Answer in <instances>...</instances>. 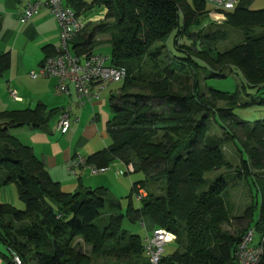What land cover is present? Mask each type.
<instances>
[{"label": "trees", "instance_id": "16d2710c", "mask_svg": "<svg viewBox=\"0 0 264 264\" xmlns=\"http://www.w3.org/2000/svg\"><path fill=\"white\" fill-rule=\"evenodd\" d=\"M249 1L240 0L226 11L220 25L206 26L203 16L211 6L204 0L91 2L104 5L105 16L91 30L85 24L71 41V51L78 56L92 53L95 31H109V64L125 66L127 72L118 92L108 99L110 142L87 155L85 162L108 168L119 161L124 173L140 171L145 176L132 182L124 213L120 200L104 186L79 184L74 192L64 191L32 147L12 134L21 126L46 127L58 110L41 103L0 110V187L14 184L23 203L19 208L0 202V242L6 249L0 257L5 264H17L15 256L21 264H151L145 238L122 228L124 217L142 221L147 216L153 230L175 235L176 248L162 253L156 264H229L249 229L259 232L264 250V119L251 124L236 119L239 89L199 90L203 68L216 70L213 75L235 68L243 89L264 88V8L251 9ZM65 3L81 18L89 8L84 0ZM208 25L215 26L208 30ZM230 31L237 32L239 40L218 50L216 44L227 40ZM183 36L193 37L190 44L180 41ZM170 38L178 53L169 49L172 54L166 60L162 49ZM43 50L44 59L56 54L48 46ZM10 63V53L1 52L0 75ZM210 119L219 124L220 133L210 131ZM231 128L241 130L242 138ZM226 145L236 147L238 166L226 158ZM223 167L227 171L205 180L206 172ZM248 178H253L255 197L237 216L246 218V225L232 233L225 228L236 218L230 190ZM152 181L160 195L152 191ZM139 188L146 195L134 205ZM105 206L109 211L103 215ZM77 239L89 246L88 252ZM100 258L105 261L100 263ZM259 264H264V253Z\"/></svg>", "mask_w": 264, "mask_h": 264}, {"label": "crops", "instance_id": "0c3cea01", "mask_svg": "<svg viewBox=\"0 0 264 264\" xmlns=\"http://www.w3.org/2000/svg\"><path fill=\"white\" fill-rule=\"evenodd\" d=\"M28 1L33 0L0 2V53L8 51L11 57L9 69L0 75V110L34 108L40 103L47 109L56 108L58 113L53 116L54 123L51 127L21 126L14 129V135L32 147L50 176L61 186L66 185L73 190H76L79 184L110 188L109 185L120 183L119 176L124 173L118 164L108 167L103 174L91 173L87 165L79 166L75 174L67 168L70 158L75 156L86 158L90 153L109 144V141H106V136L108 137L106 124L103 126L100 122L102 114L105 123L109 119L104 111V104H109V101L102 100L101 93L96 100H79L71 84L69 94H59L55 89L57 81L54 77L29 76V72L37 70L46 56L44 46L54 48L56 51L59 44V27L56 18L46 8H41L25 23H21L19 14ZM2 5L5 6V10H2ZM248 7L262 9L264 0H250ZM6 9L14 11L15 14L6 12ZM92 51L99 52L94 49ZM11 89L16 91L19 100L9 95ZM67 107L70 108V127L65 133H60L56 129L58 115ZM142 223L146 225L147 230L154 226L147 216L143 217ZM0 251L6 253L1 242ZM0 264H5L1 257Z\"/></svg>", "mask_w": 264, "mask_h": 264}, {"label": "built area", "instance_id": "2783aa9c", "mask_svg": "<svg viewBox=\"0 0 264 264\" xmlns=\"http://www.w3.org/2000/svg\"><path fill=\"white\" fill-rule=\"evenodd\" d=\"M211 6L209 14L213 21L222 23L225 20V12L234 9L240 0H204ZM41 8H46L57 20L59 27V44L56 54L43 59L37 70L29 72L32 78L54 77L57 81L56 92L69 94V84L72 85L75 95L79 100L92 101L99 98L101 91L107 83L120 82L126 76L125 66L109 64V55L100 52H92L86 56H78L71 51V41L83 30L86 22L79 17L75 10L65 3V0H33L25 4L19 14L21 23L38 13ZM9 95L19 100L16 91L9 90ZM69 107L62 109L58 115L56 129L65 133L70 127ZM81 165H87L91 173L97 174L106 171L107 168H99L86 164L85 158L75 156L68 160V170L75 174ZM146 192L139 188L135 198L140 200ZM175 235L164 229H154L151 235L144 239L145 255L151 264L160 261L165 244L173 242ZM254 241V230L249 229L237 244L234 258L229 264H259L264 253L263 246ZM17 264H21L17 256L14 257Z\"/></svg>", "mask_w": 264, "mask_h": 264}, {"label": "rangeland", "instance_id": "374dc122", "mask_svg": "<svg viewBox=\"0 0 264 264\" xmlns=\"http://www.w3.org/2000/svg\"><path fill=\"white\" fill-rule=\"evenodd\" d=\"M4 1V0H0ZM87 6L89 7L87 11L83 14L82 19L87 23H89L87 30H91L94 25H96L100 20H103L105 13H106V8L104 5H97V4H91L93 0H84ZM257 5V4H255ZM254 5V7H255ZM2 10H5V6L2 5ZM6 12H9L10 14L14 13V11L6 9ZM210 10L207 12L206 15L203 16L204 18V23L202 26H206L210 22L215 23L216 25H220V23H217L214 20V18L211 17L209 14ZM215 25H208L207 29H212ZM212 27V28H211ZM222 28V27H221ZM225 28V27H223ZM110 36L109 31H100L97 30L94 33V50H99L100 53L110 55V49L111 46L109 42L107 41ZM193 38V37H191ZM191 38H187L186 36H183L180 38V41L186 44H190ZM171 40H167L166 44L167 46L162 49V52H167V57H165L166 60L171 57V54L168 50L171 49L175 54L178 52L175 50L172 45V38ZM239 40V35L235 31H230V37L225 40V41H219L216 44V48L218 50H223L226 47H229L232 45V43H235ZM157 44H162V43H157ZM200 73V86L199 90L203 91L209 87L218 89L221 91H227V92H234L236 89H239L240 91V105L236 106L234 108V113L236 116V119L248 122L249 124L253 123V121L258 120V119H264V103H260V99L264 97V88L261 90H256L255 88H250V87H245L243 89L242 84H243V79L239 73V71L235 68L232 69H225L222 74L223 75H213L212 69L208 68H203L201 69ZM189 74V73H188ZM185 75V74H183ZM191 80V79H190ZM189 80V82H190ZM121 86V82H113V83H107L105 88L102 90L101 95H102V100L106 101V99H109V96L111 93H117L119 90V87ZM179 84L175 83L174 84V90L178 89ZM134 91V89L132 90ZM215 104L217 106H223L224 102H218L216 101ZM105 114L108 115V118L111 117V111L109 108V104L105 103ZM101 124L104 126L106 123L104 122V114H102V118L100 120ZM54 123V118H50L48 121L47 126L51 127ZM210 131L214 133H220V129L218 128V125L216 122L214 123L213 119H210ZM46 126V127H47ZM235 133L237 134L238 138H242L241 130L231 128ZM12 134L14 135V129L12 131ZM16 136V135H14ZM18 138V137H17ZM106 141L110 142V139L106 136ZM23 143V141H22ZM226 158L232 163V166H238L239 163V157H238V151L236 150L235 146H229L226 145L224 149ZM114 164H118L119 167L123 170L125 169V166L121 164L119 161L113 162L109 167H112ZM110 170H113V168H110ZM253 171H256V169H252ZM224 171H227L225 167L220 168L217 171H209L206 172L204 175L205 180L208 182L211 179H213L216 175L219 173H222ZM126 172V171H125ZM103 174V172H101ZM144 174L140 171L136 172H126L123 173L119 176L120 178V183H115L109 185L110 188H108L110 194H112L113 197L117 198L120 200L121 203V211L124 213L125 208L127 205L128 197L127 195L130 192V187L133 181L137 180H142L144 179ZM161 179H157L155 182H159ZM151 184V189L153 191L154 189V184L153 181L150 183ZM69 186H61L63 190H67L70 192H74L75 189L73 188H68ZM90 187H95V185H91ZM255 186L253 184V178H248L247 182L240 180L237 182L235 186H232L230 190V195H231V200L234 206V215L236 218H233L231 222L225 226L227 230L230 232L234 233L235 231L239 230L240 228L244 227L246 225L247 219L246 218H237V216H241L243 214V211L245 208L250 205L251 200L253 196L255 197ZM155 194L160 195L162 192L160 190H155L153 191ZM256 200V198H254ZM260 199L259 197L257 198ZM133 204L136 205L137 201L135 196L132 198ZM0 202H8L16 207L23 208V203L21 200L18 198V195L16 193V188L15 185L12 183H9L7 185H4L0 187ZM108 206H105L102 210L103 215L108 213ZM258 214V206L255 207L254 212H253V218H256ZM147 223L148 221L145 220ZM122 228L128 230L129 232L139 234L142 239L145 238L146 233H151L153 231V228L148 229L146 228V225L142 223L140 220L136 221H130L127 217L123 218L122 221ZM259 237V232L257 230H254V243L258 241ZM81 244L82 241L80 239H77ZM176 248V243L170 242L164 245L163 253L164 254H169L171 253L174 249ZM83 250L88 252L89 251V246L83 244ZM105 261L103 258L99 259V262Z\"/></svg>", "mask_w": 264, "mask_h": 264}]
</instances>
